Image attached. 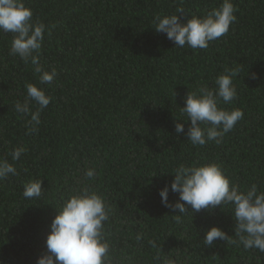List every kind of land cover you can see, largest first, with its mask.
Returning <instances> with one entry per match:
<instances>
[{"label": "trees", "instance_id": "trees-1", "mask_svg": "<svg viewBox=\"0 0 264 264\" xmlns=\"http://www.w3.org/2000/svg\"><path fill=\"white\" fill-rule=\"evenodd\" d=\"M222 2L25 0L33 20L50 29L40 64L58 75L40 84L30 62L9 55L12 34L0 32V158L13 162V149H26L13 162L17 175L0 180V264H36L57 207L77 191L89 167L95 178L88 185L111 209L105 237L112 264H264L257 249L220 239L203 243L212 226L236 239L231 205L193 213L189 206L179 214L160 196L167 184L169 201L179 200L170 185L181 163L215 162L242 188H264V0H233L236 22L207 49L176 47L152 23L180 7L189 17L204 16ZM237 65L238 96L225 107L240 108L244 118L222 143L192 145L190 121L180 113L188 92L214 88L217 75ZM29 82L52 97L33 135L25 126L30 117L14 107ZM177 123H184L183 133ZM34 179L43 180L44 195L25 199L24 185Z\"/></svg>", "mask_w": 264, "mask_h": 264}, {"label": "clouds", "instance_id": "clouds-1", "mask_svg": "<svg viewBox=\"0 0 264 264\" xmlns=\"http://www.w3.org/2000/svg\"><path fill=\"white\" fill-rule=\"evenodd\" d=\"M180 13L185 14V19H181ZM235 13L233 0H223L219 7L204 16L191 14L189 17L180 7L171 14H157L152 23L155 30L166 34L176 47L207 49L212 41L228 33L237 20ZM33 15L25 0H0V32L13 36L9 55L19 56L25 64L30 62L34 72L39 74L40 84H51L58 73L55 69L44 71L39 55L46 31L50 29L45 23L34 21ZM240 71L238 65L227 68L217 75L214 88L204 84L196 91L188 92L180 113L183 121H190L187 137L192 145L222 143L224 136L244 118L240 108L225 107L238 96L233 78ZM40 84L26 83L24 100H17L14 106L16 113L30 117L25 122L28 135L39 131L41 113L52 99ZM184 128V123H177L175 130L179 134L184 132ZM25 151L22 146L14 148L12 161H18ZM13 162L0 158V180L17 175ZM172 172L174 179L170 189L179 193V200L175 204L169 201V185L166 184L160 190L161 202L166 207L186 214L189 206L192 213L219 205L232 206L236 239H232L221 227L212 226L206 230L204 244L213 246L214 241L220 239L238 243L244 249L264 252V188L258 183L242 188L215 162L181 163ZM83 176L77 191L57 207L58 214L50 225L46 239V252L37 258L36 264H112V247L105 237V222L109 220L111 209L104 197L87 183L95 178V168H87ZM43 195V180L34 179L25 183V199H40ZM174 218L180 223L182 216L175 215ZM136 238L140 240L141 235ZM150 243L156 246L154 242Z\"/></svg>", "mask_w": 264, "mask_h": 264}]
</instances>
